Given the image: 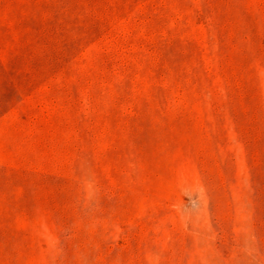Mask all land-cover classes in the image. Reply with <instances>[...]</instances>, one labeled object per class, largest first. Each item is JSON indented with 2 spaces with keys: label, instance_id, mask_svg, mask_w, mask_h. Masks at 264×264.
Returning a JSON list of instances; mask_svg holds the SVG:
<instances>
[{
  "label": "rangeland",
  "instance_id": "374dc122",
  "mask_svg": "<svg viewBox=\"0 0 264 264\" xmlns=\"http://www.w3.org/2000/svg\"><path fill=\"white\" fill-rule=\"evenodd\" d=\"M0 264H264V0H0Z\"/></svg>",
  "mask_w": 264,
  "mask_h": 264
}]
</instances>
